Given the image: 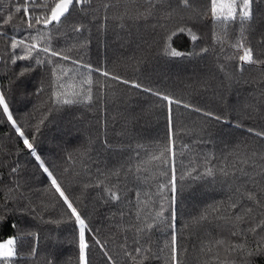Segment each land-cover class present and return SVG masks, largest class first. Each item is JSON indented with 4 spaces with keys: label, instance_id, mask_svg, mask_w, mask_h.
Listing matches in <instances>:
<instances>
[{
    "label": "trees",
    "instance_id": "1",
    "mask_svg": "<svg viewBox=\"0 0 264 264\" xmlns=\"http://www.w3.org/2000/svg\"><path fill=\"white\" fill-rule=\"evenodd\" d=\"M17 6L24 8L20 0H0V17L13 16L9 24H0L5 33L0 36V92L16 125L92 230L86 232L89 264H112L94 239L104 244L115 264H138L137 247H150L160 256L150 255L144 264H170L165 248L169 229L157 226L150 234L136 232L143 222L136 219L142 202L149 201L142 217L159 211L162 203L167 207L158 192L168 180L160 173L170 172L162 162L169 158L177 177L174 231L181 264H264V228L249 231L264 218V137L255 134L264 132V63L245 64L241 71L242 51L233 47L243 32L254 59L264 61V0L254 3L253 18L243 27L240 23L222 27L204 15L205 0H194L192 8H185L180 0H156L151 9L146 0H92L86 13L70 10L60 25L47 27L34 23L45 9L29 4L32 29L25 22L28 14L15 12ZM74 26L80 30L73 31ZM184 26L196 34V41L178 31ZM174 30L169 42L185 53L183 57L161 54ZM225 31L221 45L216 35ZM11 37L38 46L32 59L12 62L26 49L12 50ZM44 47L50 51H41ZM52 51L61 55L52 56ZM37 59L42 63L37 64ZM25 68L29 70L21 75ZM65 70H70L67 75ZM89 75L92 85L82 88L86 95L91 87V101L81 96L83 102L56 104L54 93L62 91L57 76L59 83L68 85L79 84ZM144 88L182 101L171 105V129L167 102ZM203 111L227 122L208 118ZM170 140L174 156L165 153L161 160H151ZM248 157L255 164L244 166L246 174L219 173L220 168L232 170L233 163ZM207 159L217 170L214 177L203 175ZM140 163L147 171L136 178L128 169ZM193 167L201 179L186 175ZM117 170L120 175H112ZM99 181L103 183L97 186ZM114 185L119 201L111 200L105 191ZM247 193L256 197L259 206ZM234 201L237 206L229 208ZM209 206H219L218 215L223 216H234L242 208H251L252 213L237 227L212 215L195 223L194 218ZM9 237L17 241L13 264H79V225L0 106V240ZM221 239L225 244L217 245ZM237 244L245 245L244 249L233 247Z\"/></svg>",
    "mask_w": 264,
    "mask_h": 264
},
{
    "label": "snow or ice",
    "instance_id": "2",
    "mask_svg": "<svg viewBox=\"0 0 264 264\" xmlns=\"http://www.w3.org/2000/svg\"><path fill=\"white\" fill-rule=\"evenodd\" d=\"M21 3L24 4V8L17 6L15 7V12L20 13L22 10L28 14V18L25 21L28 28L32 29L35 24H43L45 27L48 25H60L62 23V18L66 19L67 16L70 13V10H77L80 12H87V9L91 6L92 0H51V3H49V0H42L40 4H37V0H20ZM146 2L149 4L150 9L151 7L156 3V0H146ZM182 6L185 8H192L194 0H180ZM255 2H259V0H205L206 3V9L204 11V15H210L212 19L217 23L220 24L222 27L225 25H231L233 23H240V25L243 27V25L250 21L253 18V5ZM31 4L33 6V9L36 7H41L45 9V11L40 16L34 17V23H33V16L32 14L28 13V6ZM105 7H108V5H105ZM148 11L147 14H151V11ZM194 11H197V14H199V11L196 9H193ZM144 15V14H141ZM13 19L12 15H8L6 19L3 17H0V24H9ZM73 31H79L78 26H74ZM174 30L172 33H169L166 37L165 43L162 45L161 54L169 56V57H183L185 53L176 50L172 47L171 43L169 42L171 39V36L175 34ZM178 31L180 32H187L191 40L194 42L198 39L196 34L186 26L179 27ZM5 35L2 31H0V36ZM226 31L222 34L216 35L217 43H220L221 45L224 42V39L226 38ZM33 40L39 39V37H31ZM11 44L10 47L12 50H16L17 48L24 47L26 49V52L24 55H17L16 59L12 62L15 63L16 60H30L32 59L33 51L38 47L36 44H26L25 40H17L15 37H11ZM234 48L241 50L242 54L238 57L239 61L241 63L240 70H243V66L245 64H258V63H264V61H259L257 59H254L253 56V50L251 47H248L244 43V36L243 32L241 33V38L236 42L235 45H233ZM43 52H49V47H44L40 49ZM207 49H201V52H206ZM52 56H60L61 53L52 51ZM62 59L68 60V56H62ZM75 62V61H74ZM37 64L42 63L41 60H36ZM85 67H89L86 65ZM28 68H25L21 75L24 74L25 71H28ZM70 70H65V75H67V72ZM95 71L101 72V74L105 77L109 76L110 74L106 71H102L101 69H95ZM112 79L119 80L120 77L112 76ZM61 80L60 76H57V83L59 85V88L62 89V91H57L54 93V96L56 98V104L58 105H71L74 103L83 102V100L91 101L92 95H91V87L87 89V94H83V84H87L89 86L92 85L93 81L91 76H87L84 80L80 81L79 84L76 83H69L68 85L59 83ZM123 83L128 84L129 81L125 80ZM133 86L136 88H141L142 85L138 83H133ZM145 92H151L152 95L157 96L160 100L167 102L168 106V116L167 119L169 121V128L171 129V123H172V115H171V105L175 103L176 105H180L182 101L175 100L173 97H171L168 94L162 93L157 90H153L150 88H144ZM83 96V100L80 99V97ZM0 106H2L3 113L7 115V120L10 121L15 128L16 133L19 134L20 137H23V143L31 151V155L35 157V160L39 162V167L43 169V172L47 174V176L51 179V185L55 189V192L59 194V197L63 198V202L67 205V209L70 210L71 217H74L75 222L79 225V264H89L88 254L87 250L89 249V243L86 239V232H91L92 230L89 228L88 224L86 223V220L81 216L80 212L78 211L77 207L74 206L73 202L69 199V197L65 194V191L62 189L60 183L57 180V177L53 174L52 171L49 170L47 166H45L44 160L41 159V156L37 154L36 149L33 146V143L30 142L29 138L25 136L24 131L16 125V121L13 119L12 113L9 110L8 104L5 100V96L3 92H0ZM184 107L188 108L191 107V105L184 104ZM194 111L201 112L202 110L199 108H194ZM203 115L211 118L216 121H223L227 122L225 117H222L220 115H217L210 111H203ZM248 132H253L254 130L252 128L247 129ZM257 136L264 137V132H256ZM165 153H170L171 156H174V152L171 148V140L169 142V145H166L164 148L161 149L160 154L158 156H153L150 159L151 160H161ZM256 153H252V157H255ZM252 157L248 158H241L237 163H233L231 166L232 170H229L227 167L220 168L218 171L223 176H229L233 175L235 172H239L240 174H246L244 172V166L248 165L249 163L255 164V161L252 159ZM261 159H264V153H261ZM165 165H168L170 168V172L161 171V176H167L168 180L166 183H162L159 185V192L158 195L161 196L163 201H167V207L164 206L162 203L160 205V210L156 211L155 213L149 212L143 217L141 214L144 212V208L149 206V201L142 202V206L137 209L136 213V219L138 221L143 220V222L136 228V232L139 233H146L150 234L154 227L160 226L164 227L170 230V241L165 244V248L169 249L168 256L166 259L170 261V264H181L179 260V245H178V238L177 234L174 231L175 229V220H176V203H177V177L175 172V166L174 161L169 159H164L162 161ZM144 170L147 171V169L143 168V163L137 164L134 166V168L128 169V172L132 173L136 178H139V173ZM11 171L15 172L16 169L13 168ZM217 170L210 166V159H207L205 162V169L203 175L214 177L216 175ZM193 173H196L193 175ZM112 175L119 176L120 172L119 170L112 173ZM186 175L193 180L201 179V174L197 171L196 167H193L190 171L186 173ZM181 179H184V176H181ZM103 181H99L97 186L99 184H102ZM20 185L17 184V187ZM118 186L114 185L112 187H106L105 191H107L108 196L111 200L119 201L121 199V196L118 194L117 191H113V188H116ZM248 199L253 200L258 206L259 201L256 199V197L252 193H247ZM139 199V197H138ZM237 206L236 202L229 204V208H235ZM220 212L219 206H209V209H206L199 217L194 218L195 223L200 224L203 221L207 220L210 215L214 216L215 219L219 221H223L225 224H231L233 227H237L240 223L245 222L246 217H248L252 213L251 208H242L241 212L232 216H223L218 215ZM165 213H168L166 216ZM264 216V213L261 214ZM151 217V219H149ZM264 228V218H262L259 222L256 223L255 227H250L249 231L255 232L256 228ZM234 235L237 233H233ZM35 235V234H33ZM16 239L10 238L5 242H0V264H13V257L17 255L16 252ZM96 245L99 246L101 249L102 255L106 256L108 261L112 262V264H115L114 261H112V257L108 255L107 251L104 250V244L101 243L100 240L94 239L93 241ZM138 243V241H137ZM217 245H224V240H217ZM236 249H244L245 245L237 244L234 245ZM138 255H141V259L139 260L138 264H144V260L149 259L150 255L151 258L159 259L160 256L155 253H151V248H140L137 247L135 250ZM211 251V249H209ZM161 252H163V249H161ZM131 259L135 262L136 257L132 256L131 253H126Z\"/></svg>",
    "mask_w": 264,
    "mask_h": 264
},
{
    "label": "rangeland",
    "instance_id": "3",
    "mask_svg": "<svg viewBox=\"0 0 264 264\" xmlns=\"http://www.w3.org/2000/svg\"><path fill=\"white\" fill-rule=\"evenodd\" d=\"M10 238H11V237L6 238V239H1L0 242H5V241H7V240L10 239Z\"/></svg>",
    "mask_w": 264,
    "mask_h": 264
}]
</instances>
